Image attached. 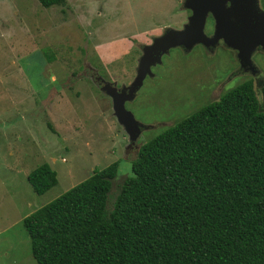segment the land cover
Segmentation results:
<instances>
[{"label": "rangeland", "instance_id": "rangeland-1", "mask_svg": "<svg viewBox=\"0 0 264 264\" xmlns=\"http://www.w3.org/2000/svg\"><path fill=\"white\" fill-rule=\"evenodd\" d=\"M186 1L66 0L63 6L42 8L37 0H0V264H35L21 225L25 216L92 170L117 162L112 201L141 144L218 97V91L204 93L189 107L164 102L167 94L162 90L176 83L189 87L195 77L200 83L206 77L210 85L218 69L225 68L218 62L229 55L235 58V52L240 66L251 61L259 73L264 69L261 50H253L248 62H242L222 39L218 45V40L212 46L201 44L216 45L209 55L213 61L206 59L202 46L168 49L162 61L160 56L161 65L151 66L134 96L124 102L137 124L126 133L103 89L115 85L120 91L129 85L142 48L188 25ZM255 7L258 11L256 0ZM208 23L202 32L212 39L214 21ZM161 72L164 76L154 77ZM249 78L259 99L261 75L259 80L241 75L232 85ZM42 163L55 172L57 183L36 195L26 175Z\"/></svg>", "mask_w": 264, "mask_h": 264}, {"label": "trees", "instance_id": "trees-1", "mask_svg": "<svg viewBox=\"0 0 264 264\" xmlns=\"http://www.w3.org/2000/svg\"><path fill=\"white\" fill-rule=\"evenodd\" d=\"M117 169L21 220L35 264H264V86L257 99L238 83L145 141L109 201ZM26 182L42 195L57 180L42 163Z\"/></svg>", "mask_w": 264, "mask_h": 264}, {"label": "water", "instance_id": "water-1", "mask_svg": "<svg viewBox=\"0 0 264 264\" xmlns=\"http://www.w3.org/2000/svg\"><path fill=\"white\" fill-rule=\"evenodd\" d=\"M226 2L230 4L228 8L224 6ZM186 6L191 10L188 25L180 31H168L162 37L154 39L151 45L142 48V55L130 84L121 87L120 91L116 90L115 85L103 89L110 98L112 115L123 125L126 133L131 134L137 124L130 113L125 111L123 104L134 96L144 77L150 74V67L158 64L160 56L166 54L168 49L177 46L190 49L198 43L212 46L222 39L228 47L237 51V57L242 62H248L256 46L264 51V24L261 13L255 7V0H187ZM207 13H210L214 21L215 32L212 39L206 38L202 32Z\"/></svg>", "mask_w": 264, "mask_h": 264}, {"label": "flooded vegetation", "instance_id": "flooded-vegetation-1", "mask_svg": "<svg viewBox=\"0 0 264 264\" xmlns=\"http://www.w3.org/2000/svg\"><path fill=\"white\" fill-rule=\"evenodd\" d=\"M224 6H225V8L229 7L230 6L229 2H226L224 4ZM256 6L258 8V11L263 12V14H264V0H256ZM211 21L213 22L212 16L210 14H207L205 17V20H204L203 28H205V26L207 27V25H210L208 22L211 23ZM263 22H264V20H263ZM203 33L205 34L204 30H203ZM219 42H221V41L218 40L216 45H218ZM200 46H202V45L201 44H195L193 47H191V49L194 47L198 48ZM215 46L213 48H205L202 46L207 51V54H208V57L206 58L207 60L213 61V58L209 57V55H211L212 51L215 49ZM180 49L183 50V48H180ZM260 50L264 54V51L260 47H256L254 49V52H257ZM229 53H230V50H229ZM234 54H235V58H236V52ZM164 55L161 56V61H162V57ZM196 55H198V54H196ZM229 56H227L226 59L218 62L219 64H223V66L225 68L218 69L217 73L214 74V76L212 78L213 83L211 82L210 85L208 83L206 84V80H209V79H206V77L204 78L205 81H203V83H200V81L198 80V77L197 78L195 77L193 79V83L190 82L191 86H189V87H186L185 86L186 84H184V83H182V84L176 83L175 85L173 84L170 89L162 90L163 93L167 94V96L165 97V99L163 101L167 102V103L168 102L169 103L175 102V104L177 103V104L186 105V106L188 104L189 107H192V106L198 104V97L199 96L202 98V95L204 93H208L209 95H212L216 91H218V93H217L218 94L217 99H218L226 91L233 88L235 85H232V84L235 83L236 81H238L239 79H241V75H244V74H249V76L255 80H259L258 77H260V75H261V78L263 79L262 82L264 83V69L261 71V73H259L258 72V65L255 62L250 61L249 63H247L243 66H240L237 59L233 58L232 56H230V57ZM198 59H201V58L198 57ZM216 60H218V59L216 58ZM159 65H161V62H160V64L154 65V67L159 66ZM151 69L152 68H150V71H151ZM193 72L196 74L195 70H193ZM162 76H164V74L162 72L159 73L158 76L156 74H154V77L160 78ZM93 78L101 79L100 76H97V75L93 76ZM145 79H146V76H145ZM248 80H250L252 82L251 78L244 79L241 82L248 81ZM97 82L100 83V81H98V80H97ZM192 86H194V88ZM124 87H126V85H124ZM204 87H206V88H204ZM156 101L162 102L161 99H158ZM170 119H171V117L165 118V120H167V121Z\"/></svg>", "mask_w": 264, "mask_h": 264}, {"label": "crops", "instance_id": "crops-1", "mask_svg": "<svg viewBox=\"0 0 264 264\" xmlns=\"http://www.w3.org/2000/svg\"><path fill=\"white\" fill-rule=\"evenodd\" d=\"M66 1V0H65Z\"/></svg>", "mask_w": 264, "mask_h": 264}]
</instances>
